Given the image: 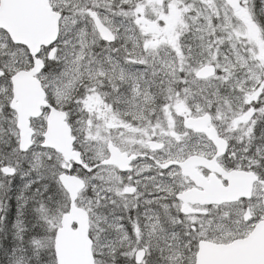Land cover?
Listing matches in <instances>:
<instances>
[{"label":"snow or ice","instance_id":"snow-or-ice-1","mask_svg":"<svg viewBox=\"0 0 264 264\" xmlns=\"http://www.w3.org/2000/svg\"><path fill=\"white\" fill-rule=\"evenodd\" d=\"M0 264H264V0H0Z\"/></svg>","mask_w":264,"mask_h":264}]
</instances>
